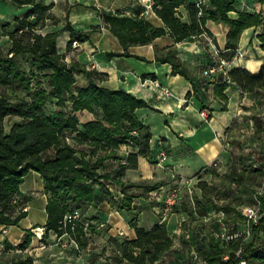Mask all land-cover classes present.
Masks as SVG:
<instances>
[{
  "label": "trees",
  "instance_id": "trees-1",
  "mask_svg": "<svg viewBox=\"0 0 264 264\" xmlns=\"http://www.w3.org/2000/svg\"><path fill=\"white\" fill-rule=\"evenodd\" d=\"M15 1L30 8L18 18V26L9 33L12 45L8 49L0 47V223L17 224L27 214L16 195L23 176L33 169L40 172L44 180L48 214L44 225L46 230L67 233L79 247H86V228L91 219H67L66 215L82 213L97 199L96 186L105 185L106 180H114L122 186L124 196L120 200L111 196L114 204L121 209H132L137 194L128 191L141 184L126 183L121 179V171L113 175L99 171V167L106 159L119 158L117 149L123 143L137 147L136 151L127 154V165L137 166L140 156L150 153V127L136 113L138 107L149 104L124 88L102 86L99 82L103 79L101 72L78 62H68L59 52L57 40L62 30L70 31L68 46L76 39L88 40L87 31L75 29L70 22L57 31H37L47 24L48 18H52V3L46 0ZM186 1L153 0V8L176 41L191 39L203 31L207 19L211 18L230 25L222 57L231 59L235 55L242 31L252 25H261L259 37L264 49V15L260 12L242 11L233 19L229 11L234 8L235 0H206L203 14L199 15L195 0L191 5L192 20L185 23L177 15V7ZM99 11L125 47L148 43L165 32L164 28L154 26L141 16L105 8ZM21 55H29L33 65L30 71L23 68ZM160 59L170 61L173 70L181 72L175 49H170ZM37 71L48 77L49 90L41 86L38 79L35 86L32 84L31 79L38 76ZM76 72L84 73L89 83L77 86ZM227 74L243 93L264 96V62L257 71L234 66ZM221 86L224 88L226 81ZM260 101L261 98L256 99L257 103ZM83 110L93 112L96 117L82 122L78 112ZM8 121L11 122L8 124ZM197 186L203 191L211 187L207 180H200ZM145 187L149 191L155 186ZM256 197L262 216L258 223L251 225L250 239L224 241L212 233L211 248L204 256L205 264H238L241 257L246 259V264H264V237H261L264 233V190L257 192ZM233 207L227 203L218 208L230 211ZM205 211L203 208L200 213L204 215ZM132 223L135 226L133 237L109 238L115 247L112 258L116 264H155L172 250L174 238L166 220L151 227ZM29 242L30 237L25 238L20 247L25 248ZM238 249H241L240 256ZM12 264L35 263L31 256H26L15 259Z\"/></svg>",
  "mask_w": 264,
  "mask_h": 264
},
{
  "label": "crops",
  "instance_id": "crops-1",
  "mask_svg": "<svg viewBox=\"0 0 264 264\" xmlns=\"http://www.w3.org/2000/svg\"><path fill=\"white\" fill-rule=\"evenodd\" d=\"M46 2L53 3L52 10H60L57 14L60 19L57 28H54L55 24H46L44 33L60 30L67 22L75 29L89 33L88 40L76 39L75 45L72 42L68 46L70 31H61L57 46L68 62H78L101 72L103 79L99 82L102 86L124 88L149 104L138 107L136 113L150 127V153L140 156L137 166L127 165V154L136 151L137 147L132 143H123L117 149L120 157L106 159L99 167V171L113 175L121 171V179L126 183L141 184L128 191L137 194L133 198L132 209H121L114 204L111 196L120 200L124 196L123 189L114 180H106L105 185L96 186L97 199L82 211V215L89 213L87 217L92 221L99 220L107 225L104 232L99 230V235H107V240L111 236L131 238L135 235L133 221L145 227L161 221L158 215L148 212L155 208L157 201L151 192L173 183L175 175L180 178L200 172L202 179L207 180L213 174L214 177L217 173L229 175L239 169L233 150L226 146L225 135L235 120L242 119L256 108L255 94L243 93L225 72L205 73L212 64L218 63L221 51L226 50L230 29L227 22L208 18L203 31L194 34L191 39L176 41L153 5L147 7L144 0ZM194 2L187 0L177 7V15L185 23L192 20L191 5ZM29 8L15 0H0L1 48L8 49L12 45L9 33L18 26V18ZM98 8L141 16L154 26L164 28L165 32L148 43L125 47L105 23ZM242 11L264 15V0H235L229 16L238 18ZM261 32V25H252L242 31L237 51L231 58V68L259 69L264 62V49L259 37ZM170 49L176 50L181 72H175L170 61L160 59ZM76 79L77 86L89 83L82 72H76ZM224 81L226 86L222 88ZM161 85L168 87L171 94H163ZM202 110L208 114L207 117L201 113ZM78 115L82 122L96 117L88 110L79 111ZM163 152L165 159H161ZM215 159L220 160L218 165L213 164ZM148 185L155 187L146 191L145 186ZM16 200L22 202L27 214L17 224L0 223V264H12L15 259L26 256H31L35 264H99V259L88 258L85 248H80L67 233L58 234L50 229L42 238L34 234L33 228L44 226L48 216L47 195L40 172L31 169L23 176ZM143 213L147 215L144 218ZM188 217V212H174L166 220L167 225L171 231H177V223ZM27 237H30L29 244L21 248L20 244ZM107 240L103 245L109 243ZM110 243L114 252L115 247ZM177 250L181 248L176 246L174 239L172 250L155 264H174L177 260L170 259V256Z\"/></svg>",
  "mask_w": 264,
  "mask_h": 264
},
{
  "label": "rangeland",
  "instance_id": "rangeland-1",
  "mask_svg": "<svg viewBox=\"0 0 264 264\" xmlns=\"http://www.w3.org/2000/svg\"><path fill=\"white\" fill-rule=\"evenodd\" d=\"M55 1L50 0V2ZM59 12L60 10L57 8L55 10L50 8L52 18L46 20L47 24H55L56 27H53L57 28L60 19L57 15ZM55 18L58 20L55 21ZM45 30H47L45 26L37 28V31L43 32ZM19 58L23 68L27 71L33 68L29 55H21ZM37 73L38 76L31 79L32 84L35 86L38 79L41 86L49 90L48 77L44 76L42 72L37 71ZM255 97L256 99L261 98L260 102L255 101L257 103L255 104L256 108L249 111L242 119L235 120L228 134L225 135L226 146L233 150L239 169L235 173L230 172L229 175L217 173L215 177L214 174L208 177L207 182L211 187L207 191H203L197 186L200 180H206L202 179L203 174L200 172L180 178L175 175L173 183L165 187L177 186L180 191V201L166 214L165 220L168 221L169 216L174 212L185 211L189 214L187 220L177 223V231H171L169 228L170 234L173 232L172 236L176 246L182 250V252L181 250L172 252L170 259L177 260L174 264H205L204 256L211 248L210 235L214 232L220 233L223 230L231 232L236 229H244L246 218L240 216L238 212L243 213L246 206L259 207L256 194L264 190V172H262L264 167V96L256 94ZM256 116L258 119L255 118ZM11 121H8V124ZM259 121L261 122L259 123ZM189 177H194L191 194L185 185V180ZM154 199L157 200L155 208L148 212L158 215L161 219V206L164 201L156 197ZM227 203L234 206L232 210L225 211L218 208ZM203 208L206 210L204 215L200 213ZM88 214L82 215L79 211L76 218L85 220ZM144 215L145 213H143V218L147 216ZM106 228L107 225L99 220H90L86 228L88 244L83 248H85L87 257H96L99 259V264H116L112 258V244L110 240H107L108 236L99 235V230L104 232ZM192 235L195 236L194 239H192ZM250 237L251 235L247 239ZM261 237H264V233H261ZM106 240L109 243L103 245Z\"/></svg>",
  "mask_w": 264,
  "mask_h": 264
},
{
  "label": "built area",
  "instance_id": "built-area-1",
  "mask_svg": "<svg viewBox=\"0 0 264 264\" xmlns=\"http://www.w3.org/2000/svg\"><path fill=\"white\" fill-rule=\"evenodd\" d=\"M144 1H147V4H146L147 7H152L153 0H144ZM196 3H197V6L199 7V15H202L203 6L206 3V0H196ZM76 43L77 41L74 40L73 44L75 45ZM230 69H231V59L220 57L218 63L211 65L209 68H207L205 70V73L208 74L210 72H216L218 70L228 73ZM161 91L163 94H166V95L171 94L170 89L162 85H161ZM201 113L205 114L206 117L208 116V114L203 110L201 111ZM165 158H166V154L165 152H163L161 159H165ZM219 161H220L219 159H215L213 161V164L218 165ZM193 179L194 177H189L185 180V185L188 191L190 192V194L192 193V188L194 184ZM179 192L180 191L177 186L168 187L164 189L160 188L159 190H155L154 192H151V194L154 195L156 198L163 199L164 201V204L161 206V212H162L161 221L165 220L166 214L180 201ZM243 213L246 218V222H245L246 224H245L244 229L242 230L236 229L231 232H226L225 230H223L220 233L214 232V234L216 236L221 237L222 240L224 241H230V240L239 239V238H244V239L248 238V236L251 234V231H250L251 225L258 223L262 214L260 212L259 207H253V206H246L243 209ZM76 217H77V212H75L74 214L66 215L67 219L76 218ZM33 230L36 236H39L40 238H42L46 230V227L36 226L33 228ZM240 251L241 249L237 250V254L239 256H240ZM238 264H246V259L241 257Z\"/></svg>",
  "mask_w": 264,
  "mask_h": 264
}]
</instances>
